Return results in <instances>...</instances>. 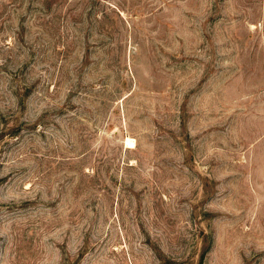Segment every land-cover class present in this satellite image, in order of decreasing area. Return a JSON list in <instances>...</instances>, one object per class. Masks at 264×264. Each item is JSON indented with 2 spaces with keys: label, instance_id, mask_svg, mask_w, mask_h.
Instances as JSON below:
<instances>
[{
  "label": "rangeland",
  "instance_id": "rangeland-1",
  "mask_svg": "<svg viewBox=\"0 0 264 264\" xmlns=\"http://www.w3.org/2000/svg\"><path fill=\"white\" fill-rule=\"evenodd\" d=\"M0 264H264V0H0Z\"/></svg>",
  "mask_w": 264,
  "mask_h": 264
},
{
  "label": "bare ground",
  "instance_id": "bare-ground-1",
  "mask_svg": "<svg viewBox=\"0 0 264 264\" xmlns=\"http://www.w3.org/2000/svg\"><path fill=\"white\" fill-rule=\"evenodd\" d=\"M126 143L128 144V146H132L133 145V140L130 138L126 139Z\"/></svg>",
  "mask_w": 264,
  "mask_h": 264
}]
</instances>
